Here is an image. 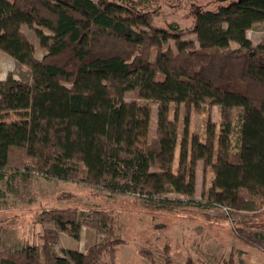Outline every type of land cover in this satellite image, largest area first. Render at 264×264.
Returning a JSON list of instances; mask_svg holds the SVG:
<instances>
[{
  "label": "trees",
  "instance_id": "1",
  "mask_svg": "<svg viewBox=\"0 0 264 264\" xmlns=\"http://www.w3.org/2000/svg\"><path fill=\"white\" fill-rule=\"evenodd\" d=\"M131 1L0 0V50L33 72L32 80L13 74L0 79V171L75 180L138 195L148 204L264 207V40L254 44L247 36L264 21V0L199 7L190 30L196 42L182 39L188 30L176 21L154 25L141 9L145 0ZM138 19L150 29L136 27ZM23 25L35 26L46 50L41 58ZM169 38L179 40L177 48L164 46ZM130 90L133 100L124 96ZM151 102L157 105L153 136ZM180 103L187 123L191 112L208 104L219 107L220 123L209 115L204 136L189 137L187 128L180 135ZM178 139L175 164L171 153ZM200 160L204 178L209 168L214 173L202 199L195 196ZM81 214L74 207L42 210V221L52 225L42 244L0 250V264H116L124 239L114 217L99 208ZM238 223L239 236L264 250V223ZM83 226L106 236L85 251L64 247L58 253L59 233L80 239ZM104 252L109 259L103 262ZM139 253L155 263L150 250ZM181 264L196 262L189 257ZM220 264L249 263L231 253Z\"/></svg>",
  "mask_w": 264,
  "mask_h": 264
},
{
  "label": "rangeland",
  "instance_id": "2",
  "mask_svg": "<svg viewBox=\"0 0 264 264\" xmlns=\"http://www.w3.org/2000/svg\"><path fill=\"white\" fill-rule=\"evenodd\" d=\"M225 1L227 0H145L141 9L151 14L154 25L176 21L188 30L182 39L196 42L197 34L190 30L197 9L219 7ZM122 14L130 15L125 12ZM35 26L49 32L44 27L36 24ZM35 26L23 25L22 33L34 43L35 56L41 58L46 50L40 44ZM136 27L150 29L144 19H138ZM247 36L254 44L264 40V21L254 23L247 30ZM84 40L86 42L88 36ZM178 43V39L169 38L164 46L171 45L177 48ZM232 44L237 46L238 42L233 40ZM0 52L2 54L0 76L13 74L16 78L33 79V72L27 64L2 50ZM124 96L128 100L135 99V90L127 91ZM141 102L147 101L141 99ZM150 106L153 112L150 135L153 136L157 124V105L151 102ZM177 110L180 135L187 128L189 137L193 133L204 136L209 115L217 126L220 123L221 115L217 105L208 104L200 112H191L188 123L185 120L187 113L185 104L180 103ZM175 112L176 109L172 106L171 115L174 116ZM179 140L174 143L171 153L175 164L180 147ZM204 176L203 167L200 165L195 193L198 199L205 198L204 190L211 184L213 173L210 168L205 178ZM53 207H74L82 216L89 215L95 208L109 212L124 239L116 253V264H152L147 257L139 253L141 248L153 253L155 258L153 264H166V258L171 259L170 264H181L189 257L193 258L196 264L200 262L220 264L222 259L231 253L241 255L249 264H264V250L261 251L254 244L247 245L236 231V225L241 220L249 219L264 223V217L256 219L261 214L238 211L221 205L205 207L193 202L177 203L173 206L148 204L142 197L131 193H112L80 184L75 180L17 170H6L5 173L0 171V250H17L28 242L41 245L44 229L52 226L51 223L42 221L41 212ZM83 227L86 232L84 236L89 238V241L83 240L82 233L80 239H75L69 233L61 231L58 242L54 244L57 252L62 254V248H76L81 244L87 250L89 246L106 236L94 227ZM248 230H253V227H249ZM108 259V253L104 252L102 261Z\"/></svg>",
  "mask_w": 264,
  "mask_h": 264
},
{
  "label": "crops",
  "instance_id": "3",
  "mask_svg": "<svg viewBox=\"0 0 264 264\" xmlns=\"http://www.w3.org/2000/svg\"><path fill=\"white\" fill-rule=\"evenodd\" d=\"M1 51V50H0ZM1 57H2V54H1V52H0V59H1ZM0 62H1V60H0ZM0 69H1V64H0ZM1 71V70H0ZM7 75L5 74V75H1L0 76V79H2V78H5ZM219 108V107H218ZM153 113V112H152ZM152 115V114H151ZM151 118H152V116H151ZM174 148V147H173ZM172 152H173V149H172ZM178 153H179V150H178ZM171 159H172V161L174 160L173 159V156H171ZM177 159H178V156H177ZM177 163V162H176ZM200 165H202V167H203V161L202 160H200L199 161V163H198V168H197V174H199V168H200ZM213 173V172H212ZM213 177H214V173H213V176H212V179H213ZM211 182H212V180H211ZM211 185V184H210ZM212 207V206H211ZM243 212H253V213H258V214H261L259 217H257L256 219H259V218H263L264 217V207H262V208H260L259 210H255V211H251V210H243ZM260 230H262L263 232H264V229H260ZM85 230H84V227H83V229H82V238H83V240H85L86 242L87 241H89V238H86L84 235H85ZM91 235V234H90ZM122 244H120L118 247H120ZM247 245H248V243H247ZM250 245V244H249ZM68 247V246H67ZM71 248V247H70ZM73 249H78V250H86V247H83V245L81 244V245H78V247H76V248H73ZM257 249H259L258 247H257ZM260 250V249H259ZM262 251V250H261Z\"/></svg>",
  "mask_w": 264,
  "mask_h": 264
}]
</instances>
